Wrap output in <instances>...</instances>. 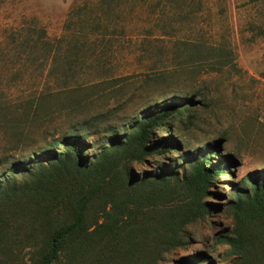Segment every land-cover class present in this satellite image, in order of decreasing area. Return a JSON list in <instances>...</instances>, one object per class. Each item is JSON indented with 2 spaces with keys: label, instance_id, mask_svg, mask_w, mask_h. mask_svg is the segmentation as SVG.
<instances>
[{
  "label": "rangeland",
  "instance_id": "rangeland-1",
  "mask_svg": "<svg viewBox=\"0 0 264 264\" xmlns=\"http://www.w3.org/2000/svg\"><path fill=\"white\" fill-rule=\"evenodd\" d=\"M99 1L0 0V39L31 25L51 40L74 34L82 44L69 59L60 50L54 62L0 61V160L34 151L43 136L58 135L70 122L93 133L87 136L91 159L106 146V127L126 130L149 103L191 97L188 113L171 116L154 132L153 139L170 134L175 143L155 158L181 174L182 155L222 137L219 149L232 163L211 188L209 213L187 225L186 247L162 253L153 264H174L196 252L205 255L199 264H264V221H238L225 206L236 184L264 167V0H112L107 14ZM153 161L132 166L140 173ZM235 229L251 238L255 258L243 259L217 240ZM32 250L11 249L25 263Z\"/></svg>",
  "mask_w": 264,
  "mask_h": 264
},
{
  "label": "trees",
  "instance_id": "trees-1",
  "mask_svg": "<svg viewBox=\"0 0 264 264\" xmlns=\"http://www.w3.org/2000/svg\"><path fill=\"white\" fill-rule=\"evenodd\" d=\"M99 2L103 14L112 9V0ZM80 45L74 34L51 40L42 28L20 26L0 39V61L54 62L60 50L69 59ZM192 100L172 95L141 109L126 130L106 127V146L91 159L87 136L93 133L70 122L58 135L43 136L34 151L0 160V264H84L89 257L100 261L90 264H146L147 259L153 264L162 253L185 248L187 225L209 213L211 188L228 173L233 157L221 153V137L182 155L187 166L181 174L155 158L175 143L170 134L153 139L154 132L171 116L188 113ZM149 159L154 160L150 170L133 169ZM232 192L225 206L234 218L264 221V167L248 172ZM241 233L235 229L217 240L243 259L255 258L248 249L251 238ZM19 246L33 248L26 263L11 251ZM99 247L110 250L96 252ZM202 255L189 254L174 264H199Z\"/></svg>",
  "mask_w": 264,
  "mask_h": 264
}]
</instances>
